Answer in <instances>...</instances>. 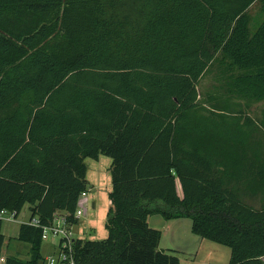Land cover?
I'll list each match as a JSON object with an SVG mask.
<instances>
[{
	"label": "trees",
	"instance_id": "1",
	"mask_svg": "<svg viewBox=\"0 0 264 264\" xmlns=\"http://www.w3.org/2000/svg\"><path fill=\"white\" fill-rule=\"evenodd\" d=\"M255 1L0 0V211L28 205L39 223L18 227L29 258L4 264L44 263L40 226L58 211L77 222L84 160L99 154L112 159L107 236L74 238V264H180L159 249L153 214L189 218L229 264H264V122L248 113L264 101ZM218 52L238 74L201 97Z\"/></svg>",
	"mask_w": 264,
	"mask_h": 264
},
{
	"label": "rangeland",
	"instance_id": "2",
	"mask_svg": "<svg viewBox=\"0 0 264 264\" xmlns=\"http://www.w3.org/2000/svg\"><path fill=\"white\" fill-rule=\"evenodd\" d=\"M263 4L264 3L262 2V0H256L247 11L250 16L249 28L251 33H254L260 27L264 20ZM237 74L238 70L230 63V60L224 57L221 52H218L213 62L210 63L207 70L203 73L197 83V90L199 92V95H201V97H204L207 91H211L215 86L223 85L228 77L236 76ZM248 113L258 123L264 122V101L249 102ZM87 165L88 170L86 173V178L87 180H89V186L92 184L94 188L89 191L87 201H89L90 203L86 206L85 215L81 217V219L76 224L72 225L74 226L72 228V231L73 236L74 234L80 232L90 240H101L106 238L107 236V230L104 225L110 205V201L108 198L109 192H107V181H109V179L107 178L108 173L105 170L107 169V167L105 163H103L101 167L99 166V168H93L90 162L87 163ZM98 170H100V172ZM109 176L111 183L110 173ZM90 194H93L96 197V200L94 199V201L96 202V207L94 209L92 208V197ZM246 201L256 207H258L259 205L258 200L246 199ZM28 218L29 210L27 205L23 207L20 215L16 219L4 217L2 222V232L5 234V239H8L10 235H16L18 230V223H20L21 221L27 222ZM184 220H189V218H186ZM56 239L57 238L54 237H48L46 240H43L41 253L46 255L48 253V250L45 249L46 245L53 242L56 243ZM221 248H223L224 250ZM28 249L29 246H27L26 243L23 242L16 243L15 245L10 244L7 249L5 247L3 248L2 255H4V253L17 255L21 259L27 260L29 258ZM229 251V248L226 246L206 240L203 248L200 249L197 255L198 258L206 259L209 263L212 264H226L228 263V260L230 258V253H228ZM41 264H45V260L44 263Z\"/></svg>",
	"mask_w": 264,
	"mask_h": 264
},
{
	"label": "crops",
	"instance_id": "3",
	"mask_svg": "<svg viewBox=\"0 0 264 264\" xmlns=\"http://www.w3.org/2000/svg\"><path fill=\"white\" fill-rule=\"evenodd\" d=\"M84 162L87 166V170H88L87 163H89V162L93 168H99V166L101 167V165L103 163L106 164L107 169H105V170L108 173L107 178L109 179V181H107V183H108V191L107 192H110L111 191V183H110L109 173H110V166L112 163V159L109 156L99 154V156L96 159L91 158V157L85 158ZM98 171L100 172V170H98ZM86 173H87V171H86ZM97 174H98V172H97ZM86 180H87V178H86ZM87 182H89V180H87ZM93 188H94V186L92 184L90 186L88 184L87 189H89V190H87V198L89 195V191ZM177 189H178V193L181 194V189H180L179 185H178ZM90 195L92 197V208L94 209L96 207V202L94 201V199L96 200V197L93 194H90ZM109 207H110V205H109ZM20 213H19V215H20ZM29 218H30V211H29ZM29 218H28V221H29ZM80 219H76L77 222ZM184 219H186V217L185 218L165 220L164 218L161 217V215L153 214V215H149L147 217V222H148V225L150 227L158 229L161 231V239L159 242V249L168 251V252L174 254L175 256H177L180 264H212V263H209L206 259L198 258L197 254L200 251V249L203 248L206 239H203V238L193 234V232L191 231V220L190 219L184 220ZM27 222L21 221L20 223H18L17 228L19 227L20 224L27 223ZM76 223H74V224H76ZM74 224H72V225H74ZM73 227L74 226H71V231H72ZM17 232H18V230H17ZM72 233H73V231H72ZM106 234H107V232H106ZM16 237H17V234L9 236V238L7 239V241L10 239L9 243H8L9 244L8 247L10 246V244L15 245L16 243H19V241H17L15 239ZM74 238L88 239L84 235H82L80 232L74 234ZM53 241H55V240H53ZM55 242L56 243L53 242V243H49L46 245L45 249L48 250L47 251L48 253L46 255L41 253L43 255V258H45L46 256H48L50 254H54L57 251L59 241H57V239H56ZM42 245L43 244H41V248H42ZM221 249H223V248H221ZM41 252H42V250H41ZM228 253H230V251ZM4 255L6 256L5 253H4ZM262 260L264 261V257L262 258ZM226 264H229V260H228V263H226Z\"/></svg>",
	"mask_w": 264,
	"mask_h": 264
},
{
	"label": "built area",
	"instance_id": "4",
	"mask_svg": "<svg viewBox=\"0 0 264 264\" xmlns=\"http://www.w3.org/2000/svg\"><path fill=\"white\" fill-rule=\"evenodd\" d=\"M87 190L82 192L79 200L76 211L74 213L75 219H80L86 213V206L90 203L87 201ZM15 218L14 212H7L6 210L0 211V219L3 221V218ZM67 213L66 212H55L53 214L52 220L48 225H42V240H46L48 237L57 238L58 249L57 252L53 255H48L44 258L45 264H60L64 261H69L70 264L73 263V256H72V244H73V233L71 231L72 224L67 220ZM33 226H39L38 220L33 219L27 222ZM5 256H0V264H4Z\"/></svg>",
	"mask_w": 264,
	"mask_h": 264
}]
</instances>
